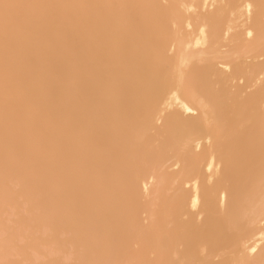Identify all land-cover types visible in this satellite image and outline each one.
<instances>
[{"label": "snow or ice", "instance_id": "snow-or-ice-1", "mask_svg": "<svg viewBox=\"0 0 264 264\" xmlns=\"http://www.w3.org/2000/svg\"><path fill=\"white\" fill-rule=\"evenodd\" d=\"M243 7L250 26L248 38L255 35L264 44V0ZM108 8L121 10V16L110 21L112 30L102 25L99 16L77 21L66 14L71 9ZM130 10L137 12L129 15ZM163 18L164 6L159 3L0 0V201L5 207L14 201L8 185L17 178L32 199L35 224H72L77 240L98 256L72 264H205L196 249L216 244L233 221L235 202L220 196L197 222L188 223L186 216L178 220L177 202L154 206L151 227L134 224L142 203L134 185L141 168L154 156L151 138L159 130L142 115L104 103L105 96L121 91L120 79L106 66L105 56L119 58L120 68H126L128 34L154 41L162 34ZM79 25H94L92 36L76 39ZM37 51L49 57L51 74L45 81L37 80L33 63ZM21 64L29 66L33 85L23 93ZM117 112L119 120L114 122ZM216 143L226 173L240 159L254 163L258 151L264 186V112L258 141L255 128L237 136L222 126ZM147 191L145 185L143 193ZM113 222L120 227H108ZM130 236L143 240L149 254L129 249ZM28 249V244H17L13 229L0 231V264H35Z\"/></svg>", "mask_w": 264, "mask_h": 264}, {"label": "bare ground", "instance_id": "bare-ground-1", "mask_svg": "<svg viewBox=\"0 0 264 264\" xmlns=\"http://www.w3.org/2000/svg\"><path fill=\"white\" fill-rule=\"evenodd\" d=\"M65 4L159 3L164 6L162 34L154 41L129 33L126 64L105 56L121 82L119 94L105 96L104 103L130 115L143 116L159 130L151 138L154 156L142 167L134 185L142 203L134 224L149 228L158 204H179L180 221L197 222L207 206L220 196L235 202L231 224L212 246L196 251L205 264H264V186L260 179L259 153L254 163L240 159L226 173L216 133L227 126L237 136L255 128L259 138V118L264 112V44L249 39L247 11L243 7L260 0H33ZM207 6V7H205ZM137 10H130L129 15ZM66 14L79 21L99 16L112 30L110 21L121 10L108 8L71 9ZM94 25H79L74 36L91 37ZM204 33H201V29ZM37 80L51 74L49 57L42 51L33 55ZM25 87L33 86L29 66L21 64ZM3 102L0 88V105ZM190 110V111H189ZM119 113L113 121L118 122ZM212 144H209V139ZM231 147V145H230ZM173 167L177 169L173 170ZM147 185L148 191L143 193ZM15 196L5 207L0 201V231H15L17 244L29 245L35 264H72L76 259H95L97 254L81 244L70 223L33 222L32 199L23 182L12 178L8 185ZM195 205V207L193 206ZM108 227H120L113 222ZM127 247L149 254L143 240L130 236ZM255 250V251H253Z\"/></svg>", "mask_w": 264, "mask_h": 264}, {"label": "rangeland", "instance_id": "rangeland-1", "mask_svg": "<svg viewBox=\"0 0 264 264\" xmlns=\"http://www.w3.org/2000/svg\"><path fill=\"white\" fill-rule=\"evenodd\" d=\"M172 169L175 170V169H177V167H173Z\"/></svg>", "mask_w": 264, "mask_h": 264}]
</instances>
